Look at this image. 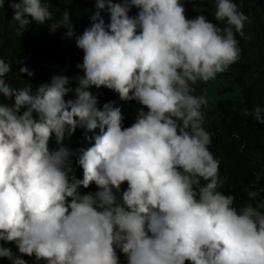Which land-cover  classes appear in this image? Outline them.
<instances>
[{
  "label": "clouds",
  "instance_id": "9594fccd",
  "mask_svg": "<svg viewBox=\"0 0 264 264\" xmlns=\"http://www.w3.org/2000/svg\"><path fill=\"white\" fill-rule=\"evenodd\" d=\"M94 2L77 34L67 10L54 16L53 0H0V17L8 3L22 33L50 22L83 53L82 75H53L35 91L30 81L13 87V63L0 57V261L264 264L262 176L239 205L223 191L229 177L210 150L208 99L195 94L240 59L237 34L249 17L236 0ZM185 3L214 4L215 22L189 18ZM101 88L140 106L131 126L114 101L100 104ZM243 115L264 124L260 106ZM77 128L94 135L75 153L64 140Z\"/></svg>",
  "mask_w": 264,
  "mask_h": 264
},
{
  "label": "trees",
  "instance_id": "16d2710c",
  "mask_svg": "<svg viewBox=\"0 0 264 264\" xmlns=\"http://www.w3.org/2000/svg\"><path fill=\"white\" fill-rule=\"evenodd\" d=\"M78 0H72L70 4H63V0H53L52 10L57 14L75 8ZM240 11L249 17L243 29L244 36L237 34L241 48L240 59L231 65L225 72L233 79V85H227V89L237 88L236 97L216 98L212 102V108H203L206 123V130L212 133L210 150L220 160L221 176H228V183L224 186L225 193H232L236 196V203L239 205L247 199L244 192L255 175L262 176L261 186L264 187V124L255 122L251 117L243 115V109L249 110L256 106L264 109V0H236ZM186 14L189 18L204 14L215 22L212 16L214 4L185 3ZM208 9V11H198ZM136 10L130 13L134 15ZM13 10L5 3L3 15L0 17V57L13 63V73L6 79L13 87H23L26 81H30L33 90L40 83L50 82L53 75L62 74L69 77L82 75L76 67L82 63L83 53L77 48L74 38H66L64 29L55 33L49 32L48 24L37 25L33 23L28 30L22 33L18 24L12 21ZM72 15L71 21L75 25L77 34L91 24L87 18L75 20ZM21 61V64L15 61ZM26 66L34 76H19L18 68ZM205 83H198L197 95H201ZM97 92L96 89H92ZM99 101L103 103L114 101L124 113L125 126H131L136 117V111L140 107L135 101H121L117 93L112 90L101 88ZM70 98V97H69ZM5 103L11 105L13 100L6 99ZM215 110V112H213ZM23 111V110H22ZM98 132V130H97ZM94 133L86 132L83 128H77L70 137L66 135L64 146L71 151L78 153L81 148L90 146L86 136ZM51 148L57 145L53 139ZM76 157H72L73 167L76 175L82 177V169L75 163ZM126 187V185H125ZM90 190H95L93 185ZM88 191V190H84ZM15 251L14 245H7ZM0 264H7V261H0ZM31 264V262H30ZM120 264H127L123 255L120 256Z\"/></svg>",
  "mask_w": 264,
  "mask_h": 264
},
{
  "label": "rangeland",
  "instance_id": "374dc122",
  "mask_svg": "<svg viewBox=\"0 0 264 264\" xmlns=\"http://www.w3.org/2000/svg\"><path fill=\"white\" fill-rule=\"evenodd\" d=\"M95 10H96V6L94 0H78L75 8L71 9V11L69 10L67 11L70 13L71 17L72 15L76 16L75 20H79L81 18H87V20L90 21V16L95 12ZM58 15L60 14L54 13V16H58ZM102 16L105 19V22L107 23L109 20V16L107 12H102ZM63 32L65 33V30ZM233 84L234 82L232 77L226 74L225 72L219 74L215 80L206 83L205 87L202 89V93L207 96L208 99L207 108L209 107L212 108V102L216 98L236 97L238 93L237 88L234 89L226 88L227 85H233ZM213 112H215V110H213Z\"/></svg>",
  "mask_w": 264,
  "mask_h": 264
}]
</instances>
